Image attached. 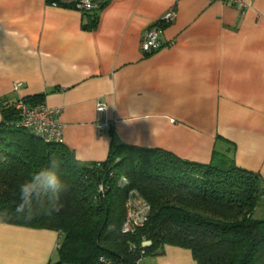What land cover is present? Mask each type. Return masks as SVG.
<instances>
[{
	"label": "crops",
	"instance_id": "crops-1",
	"mask_svg": "<svg viewBox=\"0 0 264 264\" xmlns=\"http://www.w3.org/2000/svg\"><path fill=\"white\" fill-rule=\"evenodd\" d=\"M246 1L241 12L220 0H94L83 13L66 0H0V103L59 108L63 144L83 164L104 162L114 143L200 164L216 153L264 180V0ZM154 24L161 46L145 55ZM59 242L54 230L0 221V264L55 263ZM139 264L196 262L165 246Z\"/></svg>",
	"mask_w": 264,
	"mask_h": 264
},
{
	"label": "trees",
	"instance_id": "trees-1",
	"mask_svg": "<svg viewBox=\"0 0 264 264\" xmlns=\"http://www.w3.org/2000/svg\"><path fill=\"white\" fill-rule=\"evenodd\" d=\"M94 27V20L85 25ZM0 108V221L59 233L57 262L49 264H101L100 256L139 264L163 254L165 246L190 250L196 264H264V218L254 217L264 180L233 159L213 153L210 163L200 164L159 149L111 143L104 162L83 164L63 143H44L17 128L13 104ZM53 157L65 186L60 210L42 211L34 203L31 218L18 214L20 184L49 167ZM131 190L151 211L143 227L122 234ZM42 204L48 206L46 198ZM144 240L150 245L142 247Z\"/></svg>",
	"mask_w": 264,
	"mask_h": 264
},
{
	"label": "built area",
	"instance_id": "built-area-1",
	"mask_svg": "<svg viewBox=\"0 0 264 264\" xmlns=\"http://www.w3.org/2000/svg\"><path fill=\"white\" fill-rule=\"evenodd\" d=\"M49 5L59 6L61 0H47ZM222 3L236 7L241 12H244L251 7V3L246 0H220ZM66 5H69L83 13H88L96 8L94 0H66ZM174 19V13L169 12L163 17L166 23ZM160 24L150 26L145 32L142 42L141 50L145 55H151L157 51L160 46L159 32ZM22 88L21 82H15L12 85L13 91H18ZM13 107L17 112L18 120L15 126L20 129L29 131L44 143H63V125L59 121L60 109L48 107L45 103L30 104L24 98H18L13 103ZM105 104L102 101L96 103L97 114V129L99 131L107 130L110 125L105 119ZM124 178L120 179L119 184L124 186L126 184ZM103 186L99 187V193H103ZM126 215L121 227L122 234H131L137 229L143 227L149 219L150 206L141 198L136 191H129L125 204ZM149 241H144L142 247L149 246ZM134 249V246L131 247ZM141 254L144 252L141 251ZM101 264H116L110 259L103 256L99 257Z\"/></svg>",
	"mask_w": 264,
	"mask_h": 264
},
{
	"label": "clouds",
	"instance_id": "clouds-1",
	"mask_svg": "<svg viewBox=\"0 0 264 264\" xmlns=\"http://www.w3.org/2000/svg\"><path fill=\"white\" fill-rule=\"evenodd\" d=\"M131 123L132 121H128ZM58 163L55 157L50 161V166L35 172L30 179L19 186V203L15 211L18 214H25L31 218L34 203H40L42 211L52 212L60 210V196L64 191L59 175L57 174ZM42 198H46L48 206L44 207Z\"/></svg>",
	"mask_w": 264,
	"mask_h": 264
},
{
	"label": "rangeland",
	"instance_id": "rangeland-1",
	"mask_svg": "<svg viewBox=\"0 0 264 264\" xmlns=\"http://www.w3.org/2000/svg\"><path fill=\"white\" fill-rule=\"evenodd\" d=\"M125 215H126V209H125ZM254 217L257 218V219L264 218V197H262V199L260 200V203H259V205L257 206V208L255 210ZM144 241H147V240H144ZM142 243H141V245H142Z\"/></svg>",
	"mask_w": 264,
	"mask_h": 264
}]
</instances>
